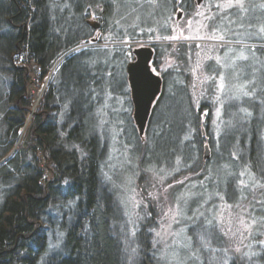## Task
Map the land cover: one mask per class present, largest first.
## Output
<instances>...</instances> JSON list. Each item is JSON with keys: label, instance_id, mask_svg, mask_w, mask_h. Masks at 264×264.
<instances>
[{"label": "trees", "instance_id": "obj_1", "mask_svg": "<svg viewBox=\"0 0 264 264\" xmlns=\"http://www.w3.org/2000/svg\"><path fill=\"white\" fill-rule=\"evenodd\" d=\"M155 1L156 7L151 0H0V264L157 262V250L146 233L153 226L150 220L127 237L123 205L104 174L111 135L107 129L117 141L131 140L136 154L152 164L170 165L180 157L185 163L181 172L193 175L196 190L204 195L218 190L230 200L240 169L264 184V60H258L256 71L241 75L247 81L239 104L243 111L229 105L235 122L218 139L208 135L209 152L190 78L180 68L159 76L162 87L150 111L144 145L130 119L112 107L104 109L106 93L131 97V48L75 49L89 44L97 29L112 34L113 40L149 39L141 36L140 28L154 26L155 20L161 21L158 31L165 39L170 29L164 20L179 6L176 0ZM192 1L182 0L179 9L190 14ZM94 13L100 16L99 28L90 22ZM250 18L247 23L263 17L253 12ZM122 26L126 34L119 30ZM152 47L159 58L161 47ZM257 51L264 56L263 48ZM21 54L41 67L43 76L69 55L55 68L28 135L16 146L32 105L26 97L27 76L16 65ZM122 121L128 123L123 130ZM39 152L51 165V180H44ZM222 239H212L208 250L196 247L197 263L208 264L205 252H211L213 264H264L257 247L252 258L241 259L230 255Z\"/></svg>", "mask_w": 264, "mask_h": 264}, {"label": "rangeland", "instance_id": "obj_2", "mask_svg": "<svg viewBox=\"0 0 264 264\" xmlns=\"http://www.w3.org/2000/svg\"><path fill=\"white\" fill-rule=\"evenodd\" d=\"M151 2L156 7V1ZM181 2L182 0H176L177 6L181 7ZM192 2L193 10L188 15L179 7L170 9L171 17L164 20L167 24L165 27L170 29L165 39H160L158 31L161 21L155 20V27L147 25V28H140L139 33L143 34L141 36L149 39L113 40L112 34L103 35L97 29L93 38L96 41L92 39L89 44L82 45L75 51L88 47L108 51L121 47L131 48L128 56H131L133 62L136 59L135 50H152V45H159L160 57L155 59L152 54L149 66L158 77L162 72L180 68L190 78L192 102L200 112L204 147L208 149V135L211 133L218 139L235 122V116H231L233 108L229 105L235 103L234 110L243 111L239 104L244 98L247 81L241 75L249 70L256 71L260 64L258 60H264L262 53L257 51V48L264 49V42H256L264 41V0ZM96 9L100 12L102 6L98 5ZM253 12L263 18L261 21L247 23L246 19H251ZM96 16L97 13H94L91 20L99 24L100 16L98 15V19ZM136 19L138 21V17ZM126 29L125 26L119 27L125 34ZM67 55L45 76L26 54L17 57L16 65L23 68L28 76L26 97L32 105L16 146L22 138L27 137L32 118L40 109L50 78L56 66ZM154 59L159 60L157 67ZM208 62L210 68L207 70ZM157 98L158 96L152 107ZM16 105L17 103L13 104ZM104 106V109L112 107L120 117L130 119L129 125L135 127L136 133L141 137V144L144 145L143 142L147 141L146 129L150 112L141 132L135 117L132 91L130 98L114 97L106 93ZM209 106L210 110L207 108ZM123 123L124 121L121 122V130L128 124L125 122L122 125ZM107 131L111 135L107 137L109 154L104 165L105 177L123 205L128 238L135 235L141 223L149 220L153 223V226L146 229V233L150 234L152 246L157 250L155 264H198L199 257L195 256L194 249L198 246L212 248L210 242L216 236L223 238L226 249L231 251L230 255L250 259L256 247L257 251L264 254V184L254 179L245 169L238 171L236 193L230 200L218 190L210 189L204 195V192L196 190L197 180L193 175L181 172L184 171L185 163L180 157L176 156L170 165L164 162L152 164L142 158V153L136 154L135 144L131 140L117 141L114 131ZM208 156L207 159L210 157ZM39 159L45 174L44 180H51L52 168L44 153L39 152ZM221 179L223 185V172ZM206 254H209L206 256L208 264H213V253L205 252Z\"/></svg>", "mask_w": 264, "mask_h": 264}, {"label": "water", "instance_id": "obj_3", "mask_svg": "<svg viewBox=\"0 0 264 264\" xmlns=\"http://www.w3.org/2000/svg\"><path fill=\"white\" fill-rule=\"evenodd\" d=\"M136 59L128 67L129 82L135 104V117L142 132L149 112L161 90V79L155 75L149 62L152 51L149 48L135 50Z\"/></svg>", "mask_w": 264, "mask_h": 264}, {"label": "bare ground", "instance_id": "obj_4", "mask_svg": "<svg viewBox=\"0 0 264 264\" xmlns=\"http://www.w3.org/2000/svg\"><path fill=\"white\" fill-rule=\"evenodd\" d=\"M98 15L96 16V19H98ZM90 21H91V23L95 26V28H97V27H99V24H97L96 22H94V21H92L91 19H90ZM93 40H95V39H93ZM96 41V40H95ZM32 62V61H31ZM38 66V65H37ZM39 67V66H38ZM57 67V66H56ZM40 68V72L42 73V69H41V67H39ZM26 76H27V74H26ZM27 78H28V76H27Z\"/></svg>", "mask_w": 264, "mask_h": 264}, {"label": "flooded vegetation", "instance_id": "obj_5", "mask_svg": "<svg viewBox=\"0 0 264 264\" xmlns=\"http://www.w3.org/2000/svg\"><path fill=\"white\" fill-rule=\"evenodd\" d=\"M137 58V57H136Z\"/></svg>", "mask_w": 264, "mask_h": 264}]
</instances>
